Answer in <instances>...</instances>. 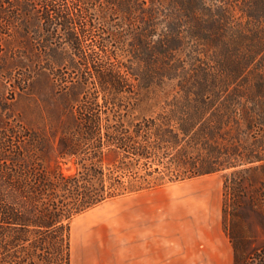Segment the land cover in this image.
Masks as SVG:
<instances>
[{"label": "trees", "instance_id": "obj_1", "mask_svg": "<svg viewBox=\"0 0 264 264\" xmlns=\"http://www.w3.org/2000/svg\"><path fill=\"white\" fill-rule=\"evenodd\" d=\"M0 80L63 102H0V264H72L76 216L217 173L233 264H264V0H0Z\"/></svg>", "mask_w": 264, "mask_h": 264}, {"label": "rangeland", "instance_id": "obj_2", "mask_svg": "<svg viewBox=\"0 0 264 264\" xmlns=\"http://www.w3.org/2000/svg\"><path fill=\"white\" fill-rule=\"evenodd\" d=\"M0 80V102L5 105L11 115H19L28 125L38 127L53 120V115L60 110L63 102L46 86L44 80L35 85L31 95H17L8 91ZM109 160H106L107 163ZM65 174H72L76 166L73 161L61 165ZM224 173H217L193 180L168 184L131 196L120 197L107 201L72 219L71 230V260L92 257L90 250L83 248L88 243L99 221L110 224H121V204L119 209L113 208L112 203L156 201L163 205V226L168 227L171 239L178 243L177 250H193L195 241L204 238L209 233V227L215 222L222 227V184ZM115 207V206H114ZM241 221L247 236L254 239L255 244L264 240V229L260 226L258 215L248 212ZM89 217V218H88ZM104 220V221H102ZM200 248V247H199ZM77 252V253H76Z\"/></svg>", "mask_w": 264, "mask_h": 264}, {"label": "crops", "instance_id": "obj_3", "mask_svg": "<svg viewBox=\"0 0 264 264\" xmlns=\"http://www.w3.org/2000/svg\"><path fill=\"white\" fill-rule=\"evenodd\" d=\"M112 204L111 209H119L121 204L125 211L121 224L99 219L89 242L83 245L92 257L80 255L75 264H233L232 246L218 221L208 228L207 236L193 243V250H177L178 243L163 226L162 203Z\"/></svg>", "mask_w": 264, "mask_h": 264}, {"label": "bare ground", "instance_id": "obj_4", "mask_svg": "<svg viewBox=\"0 0 264 264\" xmlns=\"http://www.w3.org/2000/svg\"><path fill=\"white\" fill-rule=\"evenodd\" d=\"M89 218V217H88Z\"/></svg>", "mask_w": 264, "mask_h": 264}]
</instances>
